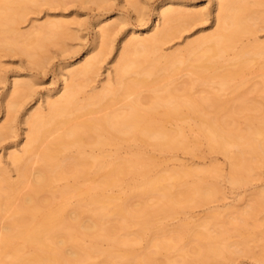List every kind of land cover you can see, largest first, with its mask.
Here are the masks:
<instances>
[{
  "label": "bare ground",
  "instance_id": "6f19581e",
  "mask_svg": "<svg viewBox=\"0 0 264 264\" xmlns=\"http://www.w3.org/2000/svg\"><path fill=\"white\" fill-rule=\"evenodd\" d=\"M41 1L50 4L61 2L0 0V47L12 50L18 48L32 55V49L43 48L46 41L61 38L66 33L69 24L63 20H49L26 35L17 30L16 24L25 18L31 4ZM127 1L134 10L138 8L139 0ZM254 6L264 7V0H216L214 10L217 24L213 32L189 42L184 49L160 53L167 42L187 28L203 11L178 7L174 2L162 4L154 22L155 30L139 36L136 27H131L133 32L124 40L114 77L109 73V79L101 90L92 88L93 91L80 100L78 96L96 75L108 50L111 51L100 43L104 40L107 43L114 31L113 24L99 26L100 21L96 24L95 46L87 51L86 60L66 70L62 75L61 94L47 100L45 109L40 106L27 119L28 140L22 152L13 151L9 154L10 162L17 166L38 155L39 167L34 173L30 191L25 194L20 189L27 180V170H23L15 182L0 179V215H10L9 222L0 232V264H77L74 259H78L80 254L73 247L70 248V244L73 246L74 231L91 238H102L117 246V234L126 227L155 225V232H159L164 226L153 220L155 216L177 211L178 207L198 194L204 193V200L214 195L215 185L206 175L217 179L220 173L218 167L213 170H171L146 177L147 161L155 157L152 152L125 159L104 152L108 145L116 146L118 151L127 144H144L160 153L189 150L192 140L182 126L171 128L165 125L158 128L148 122L157 106L163 108L166 123L173 120H193L196 123L193 139L196 140L199 135L205 136L212 150L230 159L228 178L233 185L241 184L245 180L244 175L248 176L258 166H264V104L249 106L242 93L241 96L238 94L239 104L236 101L234 105L230 100L221 98L220 94L197 98L192 94L193 80H188L180 89L174 87L172 81L177 72L185 68L198 80L213 82L216 78L220 79L221 92L226 90L230 80L241 77L254 66L264 67V42L258 39L252 42L243 40L246 34L255 36L260 22H264V12L255 10ZM151 22L146 20L143 28L147 29ZM97 47H100L99 51ZM229 50H236L233 58L229 57ZM161 71L167 73L169 83L154 95L146 108L143 106L146 98L141 95L140 87ZM31 86L30 81L15 79L11 90L14 95L10 94L12 97L8 107L16 109L19 98L23 96L22 91ZM261 90L264 92V78ZM132 95H135L132 100H124L125 96ZM119 99L125 101L123 109L102 114V111L112 109ZM210 106L214 108L213 113L207 111ZM247 110L258 111L262 117L247 115L246 127L241 129L234 123ZM99 112L101 114L96 116ZM233 146L238 148L236 155L232 153ZM73 149L76 150L75 155H72ZM246 153L252 155V161L245 159ZM5 171L6 167L0 160V176ZM129 174L144 175L137 186L130 188L136 191L128 190L123 197H118L113 189L122 187ZM183 175H198L199 179L192 186L179 191L168 180L182 179ZM66 179L70 181L59 190L55 189V182ZM80 184H88V196L85 204L75 206L70 203L69 197ZM46 191L51 193V198L44 200L42 195ZM57 192L60 193L58 196L61 201L58 208L51 211L48 204L51 199L57 198ZM135 194L145 198L151 195L156 198L155 203L144 200L131 206L129 201ZM258 195L264 198V190ZM259 204L251 205L250 209H255ZM194 235L197 239L212 238L211 234L202 231ZM136 237H141V230L137 231ZM17 240H21L23 245L20 246ZM164 244L159 242L156 246L163 248ZM25 247L32 249L33 253L25 254ZM199 251L201 260L222 254L216 246ZM7 252L12 256L9 262L4 259ZM84 255L88 256L89 251L84 250ZM261 261L264 264V257Z\"/></svg>",
  "mask_w": 264,
  "mask_h": 264
},
{
  "label": "rangeland",
  "instance_id": "374dc122",
  "mask_svg": "<svg viewBox=\"0 0 264 264\" xmlns=\"http://www.w3.org/2000/svg\"><path fill=\"white\" fill-rule=\"evenodd\" d=\"M215 1L139 0L136 10L127 0H61L54 4L43 1L31 4L25 18L16 24L21 34H30L49 20L66 21L69 29H65L66 33H63L61 38L46 41L43 48L32 49V55H27L18 48L12 50L0 47V160L6 167L0 179L5 178L10 182H15L21 172L27 170V180L20 190L24 194L30 191L34 173L39 167V156L33 155L17 166L10 162L9 154L13 151L22 152L28 140L27 119L35 114L40 106L45 109L47 100L61 94L62 75L66 70L79 66L86 60L87 51L95 46L98 30L96 24L99 21V26L106 23L113 24L114 31L107 43L106 40L100 43L101 46H108L111 51L108 50L100 62L96 75L85 86L84 92L78 96L80 100H83L86 94L91 93L92 88L96 91L101 90L109 79V73H112V78L114 77L115 67L123 52L124 40L129 38L133 32L131 27H136L135 31L139 36H145L155 30L154 22H156L162 4L174 2L178 7L186 6L193 10H203L196 20L191 21L187 28L167 42L160 51V53H171L184 49L189 42L216 29ZM253 8L264 12L262 6ZM106 19L109 20L106 21ZM146 20L152 22L147 29H144L143 25ZM259 25L255 36L252 34L243 36L245 42H252L254 39L264 42V22H260ZM96 50L99 51L100 47ZM235 54L236 50L228 52L229 57L232 58ZM263 78L264 67L256 65L241 77L230 80L226 90L221 92H219L220 79L216 78L213 82L198 80L185 68L178 71L172 81L173 86L180 89L188 80H193L192 94L197 98L203 95L214 97L220 94L221 98L230 100L231 104L236 101L239 104L238 94L242 93L249 106H260L264 104V92L261 90ZM15 79L30 81L32 86L22 91L23 96L19 98V106L12 109L8 107V101L14 95L11 90ZM168 83L167 73L161 71L158 76L150 78L147 84L141 86L140 93L146 98L143 106L148 108L154 95L160 93L159 91ZM134 97L135 95L125 96L124 100H132ZM125 101L117 100L112 109L104 110L102 114L111 110L123 109ZM213 110L212 106L207 107L208 112L213 113ZM100 114L99 112L96 116ZM247 115L261 116L262 113L247 110L237 117L234 125L245 129ZM148 122L154 123L158 128H163L165 125L171 128L177 125L182 126L192 140L190 149L160 153L144 144H127L118 151L116 146L108 145L104 152L122 159L152 152L155 157L147 161L148 167L144 172L146 177L171 170H213L218 167L220 173L217 179H213L210 174L206 175L208 180L215 185L214 195L204 200L202 198L206 195L198 194L194 199H189L185 205L178 207L177 211L168 215L155 216L153 220L162 223V227L164 226L163 230H158L159 232H155V225L141 227L136 224L126 227L117 234L119 240L117 246L109 244L102 238H91L85 236L84 233L74 231L73 246L70 244V248L73 247L80 254L74 262L77 264H138L140 262L143 264L145 261H147L145 264L151 262V264H263L261 260L264 257V198L258 193L264 190V166L260 165L250 175H244L245 180L241 184L233 185L228 178L231 169L230 159L223 153L212 150L205 136L199 135L196 140L193 139V133L197 130L193 120L188 122L173 120L166 123L163 108L157 106L148 118ZM73 150L72 155H75L76 150ZM88 150L89 153L90 150ZM231 150L234 155L238 153L236 146H233ZM245 159L252 161L253 157L250 153H246ZM143 175H127L124 185L114 188L113 193L118 197H123L128 190L136 191L130 188L137 186ZM198 179V175H183L182 179L171 178L168 181L174 183L176 189L181 191L184 187L192 186ZM69 181L66 179L55 182L54 185L57 187L55 189L59 190ZM88 184H80L79 188L70 194L69 201L72 205L85 204ZM58 195H60L59 192L56 193L57 198L51 199L48 204L51 211H55L60 204L61 199ZM42 196L45 200L47 197L51 198V193L46 191ZM154 199L156 198L151 195L145 198L135 194L129 203L131 206H136L139 202L146 200L152 204ZM257 203L260 204L255 209H250L251 205ZM9 216L8 213L0 215V232L9 222ZM242 217L244 219L241 221ZM138 230H141V237H136ZM196 230L211 234L212 238L197 239L194 235L198 232ZM136 238L139 239L134 242L133 239ZM159 242L166 243L168 246L164 244L162 249L157 248L156 244ZM17 243L20 246L23 245L21 240H17ZM209 246L218 247L222 254L201 260L198 257L199 250H204ZM84 250L89 251L88 256L84 255ZM24 253L31 255L33 252L29 247H25ZM11 257V253L7 252L4 259L9 262ZM71 261L70 257V263Z\"/></svg>",
  "mask_w": 264,
  "mask_h": 264
}]
</instances>
